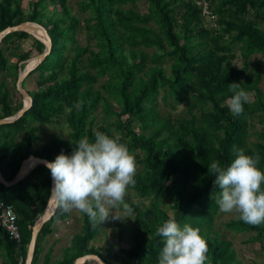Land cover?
Returning a JSON list of instances; mask_svg holds the SVG:
<instances>
[{
	"label": "trees",
	"instance_id": "1",
	"mask_svg": "<svg viewBox=\"0 0 264 264\" xmlns=\"http://www.w3.org/2000/svg\"><path fill=\"white\" fill-rule=\"evenodd\" d=\"M200 1L208 4L210 14L203 12ZM140 2L146 5L142 10ZM74 4L75 11L69 0H30L25 13L20 0H0V31L35 22L46 29L52 43L49 55L29 75L37 74L36 87L28 91L32 106L15 122L0 126L1 173L11 181L30 155L49 162L61 152L71 155L79 139L94 141L97 131L127 145L137 172L135 184L129 186L132 195L125 197L133 209L130 241L119 248V257H104L101 249L90 245L99 227L82 213L80 231L56 264H73L87 254L106 264H158L164 240L155 232L168 219L200 229L209 249L206 264H237L231 243L215 230L219 189L208 168L216 161L227 167L235 158V145L247 155L258 153V167L264 171V94L259 86L264 0H74ZM79 34L85 37L84 45ZM25 39L32 40V48L17 53ZM44 48L24 32L11 33L1 42L0 119L22 107V100L13 102L7 79L15 91L19 70L26 64L19 63ZM257 55L262 59L254 62ZM9 57L16 59L14 65L8 64ZM237 58L238 66L233 63ZM233 82H243L253 97L239 117L226 105ZM160 104L167 111H161ZM180 104L184 111L175 114ZM255 118L263 127L253 132ZM53 124L65 125V135L44 137ZM50 181L48 168L37 165L13 187L0 183V202L13 207L20 233L16 243L0 227V264L25 263L32 228L49 199ZM68 217L57 208L43 225L31 264H37L53 224ZM224 227L250 233L247 242L259 243L264 251V224L253 227L237 217ZM43 261L51 263L50 249Z\"/></svg>",
	"mask_w": 264,
	"mask_h": 264
},
{
	"label": "clouds",
	"instance_id": "2",
	"mask_svg": "<svg viewBox=\"0 0 264 264\" xmlns=\"http://www.w3.org/2000/svg\"><path fill=\"white\" fill-rule=\"evenodd\" d=\"M242 83L228 85L233 95L226 105L235 117L243 114L244 104L249 102V93ZM233 153L235 158L227 167L216 161L208 168L219 189L216 204L220 212H236L244 223L260 226L264 224V171L258 167L261 157L258 153L247 155L235 145ZM47 168L53 180L49 198L62 213L79 211L94 226L122 220L121 215L125 220L133 215L125 197L128 187L135 184L137 163L127 145L117 139L97 131L94 141L79 139L71 155L61 152ZM155 235L164 240L158 264L208 261V245L199 228L188 224L181 227L175 219H168L157 227Z\"/></svg>",
	"mask_w": 264,
	"mask_h": 264
},
{
	"label": "rangeland",
	"instance_id": "3",
	"mask_svg": "<svg viewBox=\"0 0 264 264\" xmlns=\"http://www.w3.org/2000/svg\"><path fill=\"white\" fill-rule=\"evenodd\" d=\"M71 9L75 11V4L74 0H69ZM30 0H20V6L22 9L25 10V13L28 12V6H29ZM146 5L143 2H140L138 4V7L140 10L144 9ZM79 17H83L81 14H78ZM208 18V17H207ZM209 19V18H208ZM210 20H207L209 22ZM207 26L209 28L214 27V23H208ZM80 43L82 45L85 44V37L82 34H79L78 36ZM32 48V40L31 39H25L21 42L20 48L18 49L17 53H22L24 51L30 50ZM35 51H32L31 59L36 57ZM259 59H262L261 55L254 56L252 60L254 62H257ZM9 65H14L16 63V59L13 57H9L8 59ZM35 60H32L34 62ZM31 61H28L29 63ZM235 65H240L239 58L235 59L233 61ZM26 66V65H25ZM262 72V79L260 83V88L263 91L264 94V63L263 67L261 69ZM35 79H37V74L34 73L32 76L26 77V79L23 82V89L26 91H32L35 86ZM7 87L11 91V96L13 102L21 101L22 97L20 94L15 90H13V84L10 79H7ZM264 98V95H263ZM253 99L252 95H249V101ZM160 110L165 112L167 111V108L164 107L162 104H160ZM184 111V105L180 104L175 114H179ZM97 115V120L100 121L103 117L101 109H98V111L95 113ZM254 124V127L251 131L260 130L263 127V124L258 121L257 118L252 121ZM67 132V127L65 125L61 124H53V126L48 127L46 130V135H65ZM255 139V136H252V140ZM132 195V190L128 187L127 193ZM116 211V210H113ZM122 212V209H121ZM118 215L121 213L118 212ZM132 217H128V219L125 220L123 215H121L122 220H109L107 222H104L100 225H97L99 227V233L95 236L93 240H91L90 245L101 249L102 255L104 257L108 256V254L119 257L120 250L119 248H126L129 243V231L130 227L132 225ZM239 217V214L236 212L232 213H223L220 212L215 219V230L220 233V238L226 241H229L231 243V249L235 252V260L237 264H264V251L261 250L259 243L254 242H247L250 233H234L231 231H228L224 227V223H226L229 220L236 219ZM83 215L81 212L73 210L69 212V217L66 218L63 221L55 222V226H53V232L47 236L42 244V252L39 256V260L37 264H45L44 263V255L45 252L49 249L51 250V263L50 264H56V261L61 258L62 255H64V249L68 247L71 244L72 237L74 234H77L80 229L81 225L83 223ZM55 227V228H54ZM89 263V262H88Z\"/></svg>",
	"mask_w": 264,
	"mask_h": 264
},
{
	"label": "water",
	"instance_id": "4",
	"mask_svg": "<svg viewBox=\"0 0 264 264\" xmlns=\"http://www.w3.org/2000/svg\"><path fill=\"white\" fill-rule=\"evenodd\" d=\"M15 32H24L33 36L34 38L38 39L44 45L45 48L41 54L37 55L33 59L31 60L29 59L25 62L19 63V65H21L22 63H26L25 64L26 66L23 69L19 70L17 80L15 83V89L22 97V107L14 115L0 119V126L15 122L16 120L21 118L24 115V113L27 110H29L30 107L32 106V99L28 91L23 89V81L26 79V77L30 75L32 71H34L45 60V58L49 55L52 47L51 39L46 29L40 24L29 21L20 23L15 26L6 27L4 30L0 31V44L7 35ZM32 60H35L32 64H29L30 62L27 63L28 61H32ZM48 163L50 162L46 159L30 155L28 158L22 161L17 174L11 181L5 180L0 170V183L8 188L13 187L17 185L21 180H23L35 166L43 165L47 167ZM52 187H53V180L51 178L50 193ZM56 209L57 206L55 204V201L49 198L43 213L41 214L39 219L35 222L32 228L31 238L27 247L26 259L24 264L32 263L37 236L40 230L42 229L43 225L55 215ZM88 262H92L95 264H106L99 256L95 254H87L78 257L77 259H75L73 264H86Z\"/></svg>",
	"mask_w": 264,
	"mask_h": 264
},
{
	"label": "built area",
	"instance_id": "5",
	"mask_svg": "<svg viewBox=\"0 0 264 264\" xmlns=\"http://www.w3.org/2000/svg\"><path fill=\"white\" fill-rule=\"evenodd\" d=\"M198 4L203 7V12L205 14H210L207 11V3L200 1ZM16 222L17 216L13 210V207L11 205L0 202V227L6 231L8 237L12 241L19 243L20 233Z\"/></svg>",
	"mask_w": 264,
	"mask_h": 264
},
{
	"label": "crops",
	"instance_id": "6",
	"mask_svg": "<svg viewBox=\"0 0 264 264\" xmlns=\"http://www.w3.org/2000/svg\"><path fill=\"white\" fill-rule=\"evenodd\" d=\"M59 222H60V221H59ZM59 222H58V223H59ZM54 224H55V223H54ZM53 226H55V225H53ZM54 228H55V227H54Z\"/></svg>",
	"mask_w": 264,
	"mask_h": 264
}]
</instances>
